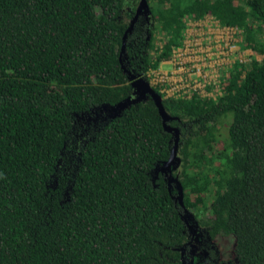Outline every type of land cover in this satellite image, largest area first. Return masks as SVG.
Instances as JSON below:
<instances>
[{
	"label": "trees",
	"instance_id": "trees-1",
	"mask_svg": "<svg viewBox=\"0 0 264 264\" xmlns=\"http://www.w3.org/2000/svg\"><path fill=\"white\" fill-rule=\"evenodd\" d=\"M136 0H0V264H175L186 241L153 101L101 119L132 94L119 55ZM125 40L136 77L171 57L188 20L241 31L251 50L215 100L162 97L179 131L184 208L264 264V0H147ZM158 35H162L160 48ZM161 38V39H162ZM174 176H176L174 174Z\"/></svg>",
	"mask_w": 264,
	"mask_h": 264
},
{
	"label": "built area",
	"instance_id": "built-area-1",
	"mask_svg": "<svg viewBox=\"0 0 264 264\" xmlns=\"http://www.w3.org/2000/svg\"><path fill=\"white\" fill-rule=\"evenodd\" d=\"M240 33L236 27L220 26L211 17L188 20L181 45L172 48L171 57L157 70L147 73L148 82L165 98L215 100L221 95L220 85L228 70L252 56L251 50L241 49ZM162 65L170 70H162Z\"/></svg>",
	"mask_w": 264,
	"mask_h": 264
},
{
	"label": "water",
	"instance_id": "water-1",
	"mask_svg": "<svg viewBox=\"0 0 264 264\" xmlns=\"http://www.w3.org/2000/svg\"><path fill=\"white\" fill-rule=\"evenodd\" d=\"M151 15L147 0H139L136 9L135 14L133 18L129 22V26L127 30L125 31L122 39V46L121 51L119 55V60L121 63V67L124 70V72L128 76V80L130 82V86L132 88V95L123 101L118 102L114 106L104 105L100 108L101 112H108L109 116L108 119H114L116 117H119L121 113L129 108L131 105H135L137 103L143 102L150 98L155 107L158 110V114L161 117L162 125L164 130L167 133H172L173 135V147L170 152V156L167 161H165L160 167L157 166L154 169V175L155 177L158 175V173H161L167 181L168 188H173L176 191V196L174 197V201L179 204V206L182 208V215L181 219L182 221H186V216L189 219H193L192 215L187 212V209L184 208L183 205V190L182 186L179 182L178 175L174 176L173 172L176 171L179 167L180 160L177 157V146H178V139H179V131L177 128L170 126L168 123L173 120L174 118L170 117L166 111L163 108L162 105V97L157 94L154 90V88L150 85V83L141 77H136L129 73L127 70H125L124 66L122 65V58H125V40L127 38V35L131 33L133 29V25L135 24L136 20L139 17H144L147 22L150 21L149 16Z\"/></svg>",
	"mask_w": 264,
	"mask_h": 264
},
{
	"label": "flooded vegetation",
	"instance_id": "flooded-vegetation-1",
	"mask_svg": "<svg viewBox=\"0 0 264 264\" xmlns=\"http://www.w3.org/2000/svg\"><path fill=\"white\" fill-rule=\"evenodd\" d=\"M141 18L147 22L144 17ZM108 116V112L100 113L101 119L107 120ZM183 223L186 241L180 248L175 249L179 253V257L173 260L175 264H238L233 254L231 238L220 235L212 236L209 227L203 225L194 216L193 219H186ZM229 240L231 244L228 252L224 244L227 245Z\"/></svg>",
	"mask_w": 264,
	"mask_h": 264
},
{
	"label": "rangeland",
	"instance_id": "rangeland-1",
	"mask_svg": "<svg viewBox=\"0 0 264 264\" xmlns=\"http://www.w3.org/2000/svg\"><path fill=\"white\" fill-rule=\"evenodd\" d=\"M138 2H139V0H136V2H135V8H136ZM149 18H151V17L149 16ZM148 22L150 23V21H148ZM161 38H162V35H161V36L158 35V40L160 41V42H159V46H161V45L163 46V40H164V39H163V38L161 39ZM162 46H161V47H162ZM256 58L260 60V59L264 58V56H256ZM162 70H170V66L162 65ZM174 174H175V175L178 174V169H177L176 171L173 172V175H174ZM187 212H188L189 214H191L192 217H193V214H192L191 212H189L188 210H187ZM186 219L189 220V218H187V216H186ZM227 243H228V244H227V245L224 244V246L226 247V250L229 252V248H230L231 241L229 240V241H227Z\"/></svg>",
	"mask_w": 264,
	"mask_h": 264
}]
</instances>
